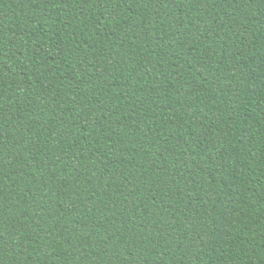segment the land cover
<instances>
[{
    "label": "trees",
    "instance_id": "trees-1",
    "mask_svg": "<svg viewBox=\"0 0 264 264\" xmlns=\"http://www.w3.org/2000/svg\"><path fill=\"white\" fill-rule=\"evenodd\" d=\"M0 264H264V0H0Z\"/></svg>",
    "mask_w": 264,
    "mask_h": 264
}]
</instances>
